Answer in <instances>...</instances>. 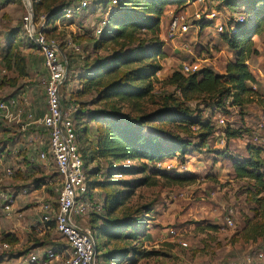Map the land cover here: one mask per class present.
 Listing matches in <instances>:
<instances>
[{"label":"rangeland","instance_id":"1","mask_svg":"<svg viewBox=\"0 0 264 264\" xmlns=\"http://www.w3.org/2000/svg\"><path fill=\"white\" fill-rule=\"evenodd\" d=\"M57 1L56 8L58 5L66 3L69 8L75 9L79 0ZM252 1L254 0H194L179 8L168 7L161 18L163 26L159 34V39L165 45L164 53L168 58L161 62L162 70L156 75L154 94L142 100L139 103L138 111L131 112V115L134 118L144 115L149 121H155L153 126L172 133H180L182 136L183 133L176 124L166 121L167 116L161 111L164 106L161 98L165 94L173 93V87L168 86L166 80L174 71H179L182 62L191 60L198 61L202 68H210L215 73L223 74L226 63L234 59V53L227 47L223 36L217 35L213 27L210 26L200 30L192 29L184 40L170 42L166 39L168 13L170 11L173 13L185 11L191 15L195 11L203 12L211 9L223 11L224 8L226 9L225 3H233L236 4L235 9H230L247 15V3H252ZM262 5L259 4L257 7H262ZM51 8H54L53 5ZM45 12H47L46 9L37 12V18L44 15ZM166 12L168 13L166 14ZM105 15L102 8L93 3L88 10L79 15L60 18L53 24L55 29H51V26L46 29V36L59 44L60 49L66 55L67 62L69 60L71 65L72 71L62 88V95L66 99L71 95L75 96V93L80 89L79 79L76 75L83 74L84 63H80L81 57L88 55V63L95 59L89 42L91 39L90 27ZM25 16L26 9L21 0H0V99H8L13 96L25 97L27 101H30L29 105L39 111L45 107L44 83L47 74L42 66L40 52L31 46L28 39V32L24 27ZM34 24L39 26L37 21ZM228 26L224 28L228 29ZM43 27L45 28V26ZM34 31L33 27L31 32L34 33ZM81 38H84L86 42L80 40ZM252 40L258 54L252 55L246 65L258 81V84L253 85L256 87L258 96L264 98V32L253 37ZM69 43L80 45L81 54L74 52ZM182 44L186 45L187 49ZM11 45L16 46L14 55L27 59V68L25 69L27 75L25 76H20L15 69L8 70L3 62ZM104 55L102 53L99 56ZM90 98L87 95L79 99L88 103ZM252 101L241 110L233 108L226 111L227 113L216 111L214 105L207 107L197 105V102L187 104L190 109L201 111L203 119L206 120L209 117L216 133L208 140L205 148L199 151L198 148L193 147V144L198 143V133L196 128L192 129L193 134L190 139L193 144L188 147V154L183 159L173 158L176 159V166L178 164L186 166L183 173L173 171L166 172V176L151 177L140 172L141 163L138 161H126L119 164L122 167H130L133 171L126 175H112V179L115 181L131 185V188L126 186L116 188L119 191L128 192L130 198L118 210L115 217L122 219L121 217L124 215H132L137 217L139 222L136 223V226L133 225V230L125 229L117 241L106 239V243L103 242L105 248L102 252L108 254V262L116 254H122V263L131 264L129 262L131 255L127 256V251L131 254L134 250L141 252L135 264H229L230 262L243 264L247 256L255 258L256 253L264 247V238L257 239L255 243L246 242L241 237L240 231L248 221H252V225H264V188L256 185L253 179L237 178L233 168L235 159L246 160L250 157L252 149L249 147L264 150V127L259 128L260 124L264 123V110L258 101ZM120 105V103L112 105L101 103L88 106V109L102 110L106 108L112 110L111 106H114V109H119ZM122 108L124 113L130 111L126 106ZM220 116L225 119V127L230 126L231 129H240L242 132L247 130L248 132H243L240 138L226 140L224 147L220 146V134L224 129L217 122ZM83 123L85 122L78 120L76 127L80 130ZM33 134L35 132L29 127L26 131H21L20 127L13 122L0 123V152L12 141L11 146H7L11 147L8 148L9 156L7 153H3L1 156L4 160V167L12 164L15 168L17 164L15 157L18 155L33 156L34 145L48 147L49 138L45 132L41 134V138L37 137L39 139L36 141L34 139L38 135L31 136ZM29 139L32 142H29ZM7 140L10 141L5 142ZM40 140L42 144L39 143ZM77 145L78 149L80 145V149L87 153V145L83 140L79 141ZM103 165L106 167V163ZM4 167H0V191L13 190L16 188L13 183V174L7 176L2 170ZM49 168L47 175L54 176L56 170L52 166ZM47 175L46 177H48ZM40 176V174L37 175L38 178ZM56 178L50 186L52 189L57 183ZM45 182L47 183V181ZM26 183L35 187L34 179ZM99 190L102 193H95L94 196L97 203L102 206L105 199L104 193H107L108 190L102 188ZM42 191L47 193L46 188L40 187L39 192L42 193ZM37 197L34 196L33 202ZM254 208H257V211ZM230 209L233 211L232 226H228L225 222ZM100 214L98 213L97 217ZM88 219L89 216L85 219L87 225H89ZM209 224L218 227L217 231L202 230ZM168 229H174L176 236H166L165 232ZM10 231L21 233L24 230L15 228L0 207V241L2 234ZM57 238L60 241L61 236L57 234ZM179 241L185 242L186 247L180 245ZM62 242L65 243L64 240ZM19 250L18 248L17 251ZM10 251L15 252L14 248H4L3 243L0 242V256L6 257L3 262L5 264ZM96 261L97 264H108L100 255ZM259 264H264V260Z\"/></svg>","mask_w":264,"mask_h":264},{"label":"trees","instance_id":"2","mask_svg":"<svg viewBox=\"0 0 264 264\" xmlns=\"http://www.w3.org/2000/svg\"><path fill=\"white\" fill-rule=\"evenodd\" d=\"M111 1H94V5L100 6L106 13V25L98 37H91L89 40L95 59L88 63V55L81 57L80 63H84V75H76L79 79L80 89L75 93V96L71 95L67 98V103L77 105L74 117L75 127L78 120L85 122L81 125L80 130L76 127V132L77 143L79 144V141L83 140L87 145V153L80 149V145L78 150L88 177L90 200L99 206L98 210L89 212L88 224L95 236L96 259L100 255L106 262H108V254L102 252L105 248V240L117 241L125 229L133 230V225L136 226V223L139 222L137 217L132 215H124L121 217L122 219L115 217L118 210L130 198L128 192L125 193V191H119L116 188L119 186L131 188V185L115 181L112 179V175H126L133 171L130 167H122L119 165L120 163L138 161L141 163L140 172L142 174H148L151 177L166 176V172L155 170L153 164L156 161L176 157L183 159L188 154V147L193 144L190 139L193 128H196L198 133V143L193 144V147L198 148L199 151L204 149L208 140L214 137L215 127L209 117L206 120L203 119L201 116L203 113L196 109H190L187 106L188 103L197 102V105L207 107L214 105L216 111L226 112L233 108L241 110L254 100L258 101L264 110V98L258 96L257 90L253 88V85L258 84V81L246 65L252 55L258 54L254 48L253 37L264 32V2H261L262 0L247 3L246 14L250 18L247 23L237 25L231 35L222 34L227 47L234 53V59L226 63L223 74L215 73L210 68H202L188 76L182 75L180 71H174L166 80V84L173 87V93L165 94L161 98L164 105L161 111L167 116L166 121L176 124L183 133L182 136L180 133H172L153 126L155 121H149L144 115L134 118L131 112L138 111L139 103L154 94L156 75L162 70L161 62L168 58L164 53V42L159 39L162 16L168 7L179 8L194 0H117L115 5H112ZM56 2L58 1L33 0L32 2L34 22L38 19L37 12L47 10L44 14L43 33L45 35L49 26L51 29H55L53 24L60 18H64V11L69 8L66 3H62L56 8ZM259 4H263L262 7H257ZM224 5L233 9L236 6L233 3ZM208 26L210 23L201 24V28ZM30 44L35 47L31 41ZM15 48L14 45L10 46L3 62L8 70L15 69L20 76H25L27 75L25 72L27 59L14 55ZM102 53L105 55L99 56ZM71 71L68 60V74L62 88L68 81ZM87 95L91 97L88 103L79 99ZM101 103L111 105L120 103L121 105L119 109H114V106H111L112 110L106 108L102 110L88 109V106ZM122 105L129 108L130 111L124 113ZM226 107H230V109ZM0 123L2 122L0 121ZM243 132L248 131L244 130ZM243 132L240 129L235 130L227 126L225 138L227 141L240 138ZM11 144L12 141L7 146H11ZM7 146L3 148L0 155L7 153L9 156L8 148L11 147ZM249 148L252 149L249 158L234 160L235 175L237 178L253 179L256 185L264 188V150ZM21 156L23 158L20 162L31 166L27 169V173H29L27 175L20 169L14 173L13 183L16 188L29 187L30 183L26 182L34 179L35 187L39 189L47 184L45 182L47 179L59 178L57 173H54V176L46 177L38 165L29 163L25 155ZM103 163H106V167ZM39 174L40 178L37 177ZM45 188L49 197L54 195L50 186L47 185ZM101 188L108 190L107 193H104L105 199L102 206L97 203L94 196L95 193H102L99 190ZM254 210L257 211V208ZM98 213H101L99 217H97ZM47 229L53 230V223H50ZM217 229L218 227L215 225L209 224L202 230L216 232ZM240 233L246 242L255 243L257 239L264 238V225H252V221H248ZM1 238L0 242L7 244L10 248L19 243V239L14 233H3ZM38 241L39 239H36V242ZM38 246L36 244L34 248ZM60 249L67 248L63 245L58 248V250ZM31 250L32 248H27L21 250V253L18 252L22 256H26L30 254ZM128 254L131 255L129 262L135 264L141 252L134 250L130 254L127 251V256ZM15 255L14 251H10L7 259L10 260L16 257ZM121 255L116 254L108 264H123ZM5 259L4 255L0 256V264Z\"/></svg>","mask_w":264,"mask_h":264},{"label":"built area","instance_id":"3","mask_svg":"<svg viewBox=\"0 0 264 264\" xmlns=\"http://www.w3.org/2000/svg\"><path fill=\"white\" fill-rule=\"evenodd\" d=\"M95 0H79L75 9H66L64 18H71L88 10ZM26 9L24 27L28 32V39L40 52L42 66L47 74L44 83L45 88V109L43 114L37 117L34 112L28 109L25 97H10L0 99V121L14 123L21 126L22 130L26 127H34L37 130H44L48 135L49 144L47 148L40 147L34 149V153L39 163L45 166H52L59 176V182L53 188V197L43 198L39 205V223L43 227H48L53 223L54 231L58 233L67 245L65 257L56 248H49L41 258L31 255L28 259L29 264H49L52 261H59L61 264H96V241L93 231L86 224L85 219L92 210H98L99 206L91 202L89 196L88 177L84 168L82 156L78 150L77 132L75 127V112L77 105L67 103V99L62 95V86L67 75L68 62L59 44L48 38L43 33L45 15L37 19L38 27L34 24L32 2L33 0H21ZM112 5L117 0L111 1ZM30 6L31 12L27 9ZM229 7L221 10L211 9L209 11H195L191 15L187 12L170 11L167 23L166 39L170 42L184 40L185 36L192 29H201L202 23H210L217 35H231L237 25L248 22V16L240 14ZM110 10V8H109ZM108 10V11H109ZM106 17V16H105ZM101 18L90 27L91 37H98L106 25V18ZM34 22V23H33ZM33 27L34 33L31 32ZM228 26V29L224 27ZM74 52L81 54L80 45L69 43ZM183 45V44H182ZM186 47V45H183ZM188 52H190L188 50ZM206 68V67H203ZM202 67L198 61H184L180 64V73L188 76L200 71ZM256 90V87L253 86ZM230 109V107H226ZM220 118V119H219ZM217 119L220 127H224L220 136V146L225 145V119L220 116ZM261 123L259 128H263ZM194 129V128H193ZM41 138V137H39ZM176 159H166L156 161L153 167L157 171L183 173L186 166L175 165ZM17 169V168H16ZM11 167H5L4 172L7 176L14 175ZM51 186V185H50ZM42 189L43 186L41 187ZM36 187H20L8 191H0V207L6 218L14 217L12 207L18 197H26L31 193H36ZM42 194L44 192L42 191ZM232 214L230 209L225 218L228 226H232ZM18 218L20 214H16ZM166 236H176L174 229H168ZM179 244L186 247V243L179 241ZM8 248L7 244H3ZM264 260V247L256 253L254 259L246 257L243 264H259ZM196 264V263H187ZM229 264H238L230 262Z\"/></svg>","mask_w":264,"mask_h":264},{"label":"crops","instance_id":"4","mask_svg":"<svg viewBox=\"0 0 264 264\" xmlns=\"http://www.w3.org/2000/svg\"><path fill=\"white\" fill-rule=\"evenodd\" d=\"M166 14H167V12H166ZM162 26L163 25L161 23V28H162ZM80 40L85 41L84 38H81ZM44 100H45V94H44ZM27 103H28V109L31 110L32 112H34V110H36V109H34L33 106L29 105L30 101H27ZM45 106H46V103H45ZM44 109H45V107H44ZM44 109L43 110L39 109V111L37 110V112H34V114L37 117H39L43 114ZM18 127H20L21 131H24V130H22L21 126H18ZM25 129L27 130L28 127H26ZM29 129L34 131L35 134L38 135V136H36L34 141L39 139L37 137H41L42 136L41 134L44 133L43 132L44 130H37L32 126H30ZM35 134H33L31 136H34ZM29 142H32L31 139H29ZM39 143L42 144V141L40 140ZM38 148H40V147H38L37 145H34L33 150L38 149ZM1 156L2 155H0V167H4L5 166V164H3L4 160H2ZM25 156H26V160L29 163H31V164L33 163L35 165H38L40 167L41 172L43 174L47 175V173L49 172L48 170L50 169L49 166H45V165H42L41 163H39L37 158H36L35 153L31 157H27V155H25ZM21 158H23L21 155H18L17 157H15V160L17 162V164L15 165V168H13L14 165H12L10 163H9L10 165L6 166V167H11L12 169L17 168L14 171V173L18 169H20L22 172L26 173L25 175H27V174H29V173H27V169L31 165L28 164V166H27V164L20 162ZM6 162L8 163V161H6ZM2 170H4V169H2ZM54 179H47V184L45 186H43V188H45L47 185H49V186L52 185L54 182ZM55 181H57V183H58L59 178H56ZM39 189L36 193H31L26 197H18L16 199L13 207H12V212L14 213V217L11 219L7 218L8 220H11V222L15 228H17V229L23 228L24 231L21 233H15V231H10V233H14L17 236V238L19 239V243L15 247H13L15 250L14 253L16 254L15 255L16 257L8 260L6 262V264H29L28 259L31 255H35V256L41 258V256L49 248L53 247V248H56L58 250V248H60L63 245L65 248H67L66 243L62 242V240H63L62 238L60 239L61 242L59 241V239L57 238L56 232L54 230H50V229L48 230L46 227H43L39 223V216H40L39 205H40V202L42 201L43 198L49 197L45 193L44 194L40 193ZM34 196H38V197H37L36 201L33 202ZM16 214H20L21 217L18 218L16 216ZM36 239H39V241L36 242ZM36 244L39 246L37 248H34ZM18 248L20 249L19 250L20 253H21V250H23V249L32 248V250L30 251V254H28L26 256H22L17 251ZM58 251H59V253H61L65 257L67 249H65V250L60 249ZM61 261H62V259H60L59 261H52L49 264H61ZM1 264H5V263H1Z\"/></svg>","mask_w":264,"mask_h":264},{"label":"water","instance_id":"5","mask_svg":"<svg viewBox=\"0 0 264 264\" xmlns=\"http://www.w3.org/2000/svg\"><path fill=\"white\" fill-rule=\"evenodd\" d=\"M27 9L31 12V10H30V6H27ZM67 74H68V70H66L65 75H67Z\"/></svg>","mask_w":264,"mask_h":264}]
</instances>
